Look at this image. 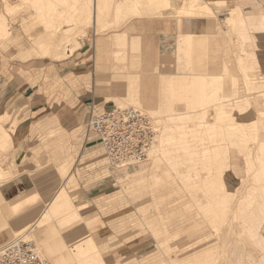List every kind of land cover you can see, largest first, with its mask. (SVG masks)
<instances>
[{"label": "bare ground", "instance_id": "obj_1", "mask_svg": "<svg viewBox=\"0 0 264 264\" xmlns=\"http://www.w3.org/2000/svg\"><path fill=\"white\" fill-rule=\"evenodd\" d=\"M28 1L34 6V8L39 13L40 19L50 22V24L52 23L51 22L52 20L53 23H55L52 24L54 26L56 25L55 28L58 27L59 29L60 28L64 29V33L62 34L63 36L65 35L67 37L64 36L65 37L64 38L58 32V34L61 35V37L63 38L62 39L60 37L62 41L60 42L55 41L54 44L51 45V55L58 58L64 55H69L72 52L74 53L73 50L76 49V46H74L73 43L78 44L77 42H75L77 40L75 36L76 34L75 29L76 26L81 22V19L86 17L87 24H89V26L93 24V26H95V29H97L100 26L102 27V24H100L99 22L103 18L102 15H104V13H108L110 15L112 13H115V19L106 23V25H108L109 23L114 24L116 22L121 23L119 22L121 20V18L119 17L121 16L123 10L122 11H118V10L120 7L121 8L124 7L125 1H127L128 4L131 5L132 13L137 12L138 7L140 6V5L138 6V2H136L135 0L134 2L133 0H28ZM139 1H143V0H139ZM177 5H178L177 0H154L150 3H146L145 6L151 12L157 11L159 9L160 11L163 12L161 8L165 9L167 7H171V9L174 10V8ZM143 7L141 8L143 9ZM254 7L255 4L246 7L245 10L247 11ZM6 8L8 14H5L4 16H0V22L4 24L2 28L0 27L1 29L4 30L3 32L0 29V38L8 35L11 30L8 17L9 14H11L14 11V8H11L9 5ZM106 8H109V10H107ZM147 12L148 11H146V13ZM165 12L166 11L164 10L163 13L167 14L168 11L166 13ZM235 12L236 14L234 16L223 18L222 23L227 24L232 22V25L234 26H238V25L240 26V24L242 26L245 23H247L251 27L258 25V29L253 32H248L247 30L245 31L242 30L240 32L241 28L240 29L238 28L239 31L236 32L238 50L233 49V44L230 40L231 38L229 39V37H225L226 39L224 38V40L221 39V37L220 38L214 37L212 39L211 44L213 48V56L211 61L214 60L215 61L214 65L219 66V62L216 61L219 59V57L222 54L224 73L222 75H214V76L211 75V78L209 79L192 78L193 84L191 85L193 89L190 93L187 92V90L181 93L182 97L180 101L182 102V105L179 108V109H189L190 111L177 113L175 112V110H177V106L175 105V107L171 106V109L169 111L161 112L164 114V120L166 121V124L163 127H159L157 126L156 121L154 120L158 135L157 138H155L154 141L155 143L153 142V144L149 148V156L150 158H153L152 164L150 166L151 170L153 171H156L157 165L161 163V162L160 163L157 162L159 156L163 157L164 162L168 163V165L170 166V168H168V172L169 169H171V167L176 168L175 170L178 169L177 172L180 173V175H178L180 176L179 179L182 178L183 180L182 184L184 183V185L186 186L184 187L187 190L188 196L193 197L191 203L194 204L193 205L191 203L189 204H191L192 207L197 208V209L193 208V210L194 209L199 210L198 212L201 214V216L203 215V217H206V219L209 220L208 222L211 227L209 228L213 232V235H219L221 229L226 224V222L230 221L228 220L231 218V217L229 218L230 214H233L232 221L233 219L234 221L235 220L239 221L240 219H242L244 222L248 223L246 224L247 234H245L247 235V237H245L247 238V241L243 239L245 242H242L243 244H240V249L238 248L240 251L238 250L235 251L236 250L235 248H234L235 250L232 252L229 249L225 250L224 248H226L227 246L224 247L222 246L223 244L217 246L219 245L218 243L214 245V248L213 247L208 249L203 248L199 250L196 254H192L191 256H189L187 259L177 260L173 258L161 262L162 264H225L227 261L226 258L228 256L226 255L227 251L229 253V256H231L230 253L234 255L233 252H235L236 253L235 258L239 256L238 254L240 252L241 255L242 253H246L248 264H264V13L260 15L249 14L248 17L245 18L243 15L239 14L238 5L235 7ZM168 14H172V13H168ZM184 14L180 13V15H184ZM212 14L215 16L216 12L212 11ZM192 15L194 14H190V16ZM66 23H72V24L67 25L69 26V28H66L65 25ZM47 24L49 25V23ZM261 36L262 38H260ZM126 39L127 38L125 36H121L120 44L122 43L123 45H126L127 44ZM197 39L202 40V44H200L202 45L201 48H205L206 43L205 41H203V37H201L200 39L199 37H196L194 35H186L182 37L183 45L179 48L180 49L179 51H183L184 54L183 58H185L186 61L188 62L186 68L188 69L193 68V70H197V71L206 70L207 67L209 66L208 63L206 62L208 61L206 60L207 56L205 57L206 52L204 53L198 67H196L197 69L193 65V60H194L193 54L195 53L194 44L196 45L201 43L200 41H196ZM148 44L149 45H146L147 46L146 53L150 56L151 50L156 51L155 48L156 44H153V42H150ZM44 49H46V47ZM234 54L235 56L238 55L240 58L239 67L237 66L236 61L235 60L233 61ZM121 56L123 55H116V58L118 57L120 58ZM123 59H125V56H123L120 60ZM150 60L153 61L154 59L150 58ZM146 61H147V57H146ZM174 78L173 79L167 78L168 81L166 82L167 86L171 88L170 91L171 95H173L174 92L176 91L175 90L176 80H174ZM143 81H144L143 84L141 85L139 84L140 85L139 86L138 79H129L128 95L129 98H132L136 100L138 103H140L143 109H141V107H136V106L133 107L141 109L144 113L148 115V113L145 110L150 105L151 106L153 105L152 107L159 109V106L157 105V103L159 102L158 95L164 83L163 81L160 80L159 77H155V76L146 78V83H145V79ZM224 90L226 94H222ZM185 99H189V100L187 101ZM175 102H176V98H175ZM222 102L223 104H221ZM191 104H193L192 107L190 106ZM129 106L132 105H124V106L120 105L118 107L126 108ZM191 109H200V111H191ZM208 109L209 110L211 109L216 113L214 120L211 122L205 120V118L208 115ZM252 111L256 112L255 117L252 116L253 114L251 115ZM196 117L202 120L199 121L200 124H195L192 126L185 124L186 121L194 120ZM187 127H191V129H187ZM10 137L12 136H10L9 132H7L5 128L3 129V126L2 127L0 126V140L7 142L9 139H12ZM192 137H198L200 139L198 140L201 141L202 143L201 144L202 147L200 146L199 148V146H195L194 143H196L197 139H195V142L192 143V141L194 140L191 139ZM206 139H209L210 142H212L210 146H206L208 144L203 146ZM209 140L206 141L209 142ZM67 163H69V161ZM200 163L202 164L201 165L202 167L200 171H198L197 168L198 166L200 167L199 165ZM185 166L186 168H188V170L184 171L183 169H181L180 171V168H183ZM61 168L60 170L62 171ZM146 170H147L146 167L145 168L141 167L137 169L135 172L129 173L130 175L133 176L127 177L122 182L121 184L122 187L128 188L131 187L132 185L142 182L141 178ZM66 171L68 170L66 169ZM63 172L64 171H62V173ZM165 174H163V177H165ZM64 176L65 175H63V177ZM59 177L60 176L57 174L51 175V191L48 192V194L45 196V198L47 199L52 197L51 203H49L51 206H48L49 208H47L48 214H51V216L45 214V216L43 215L44 217L41 219V221L39 220L40 222L37 223L39 231L40 232L43 231L44 233V234L41 233V236L48 235L46 239L48 244H50L49 248H51V251L48 250L49 255H51L52 259H54L57 262L56 264H114L109 262L111 260L110 255L103 253L101 251L100 243H99L100 234L92 233V230L89 227V222H88L90 219H86V220L83 219L80 212H78L79 210H77L78 208L72 209L73 208L72 197L69 194L64 193L63 188L58 192H56V190H52V188L56 189V186L54 184L57 183V181H60ZM168 177H170V174H168ZM159 178L157 177L156 178L157 180L154 178V180L157 181L155 182L157 185L152 187L153 195L156 196V198L158 197L164 203H168L170 201H173L174 199L176 200L177 197H180L181 194L180 190L172 187L169 188L167 185L160 187V185L158 184L160 182L159 180L161 179ZM2 179H4V175L0 171V180ZM166 183H168V181H165L164 184ZM245 184L248 186L247 191L246 190L244 191L243 189L244 193L245 192L246 193L245 195L243 193L244 196H242V198L238 202L236 200L237 207L236 210L235 211L233 210L234 212L232 213V208H233L232 202L235 198L238 199V195L240 194L238 193V188H240L239 186L244 187ZM195 187L199 189L198 190L199 192L201 191L204 192L203 195L206 196L205 202H203L204 201L203 195H202L203 197L201 198L199 197L200 194L198 196H196L197 194L196 195L194 194V191L197 192ZM53 191H55L56 194H54ZM70 207H72L71 208L72 211L69 214L66 213L67 214L66 216L62 215L63 218H59L60 219L59 224L62 226L63 225L68 226L71 222L75 223L73 226L68 228L65 235L63 234V236H61L59 235L60 233H56V231L53 229H51V234H50L51 236L49 235L50 233L48 232L49 230L47 231V233H45L46 232L45 227L46 226L48 227L47 224L50 223L51 221L50 219H53V217L55 216L57 217V215H59L63 211H66V209H69ZM36 210H38V212L40 211L39 208L34 209V211ZM186 210L184 209L183 211L182 209L181 211L185 213ZM195 213H196L195 216H198L197 211H194V214ZM25 214H27V212ZM18 219L24 221L27 220L28 217L27 216L23 217L21 215L18 217ZM207 220L204 221H206L207 223ZM200 221L202 220L200 219ZM25 223L26 222L17 226L15 231L20 232L21 230H24V228H26L27 226V224ZM162 224H165L164 221L162 222ZM242 225L244 224L242 223ZM226 227L227 225H225V229ZM41 228H45V230ZM203 228L204 227L200 225V227L195 229L199 230V232H203L204 231ZM223 229L222 231H226ZM245 231H246V227H245ZM227 232L228 230L226 231V233ZM242 232L244 233V231ZM34 235L35 234H33V238ZM198 235L200 236L201 234ZM245 235H240V236L243 237ZM22 238L25 239L24 236H22ZM60 238L62 240L61 242L59 241ZM158 238H160V236ZM158 238L157 240L160 241V239ZM235 238L236 237L234 235V241L236 240ZM240 238L239 240L241 241ZM38 239L41 240V237ZM237 240L235 243H237ZM163 242L166 243L164 240ZM183 242L184 241H179L177 244L173 246H170L171 244H167L171 247L170 249L169 247L167 249V245L164 243L158 242V244L155 243V245L156 247L158 246L161 249L164 244V246L166 245V248L163 249L165 252H167V250L168 251L170 250L168 253L170 252L176 253L177 252L176 249H178L183 244ZM220 242L222 243V241ZM229 242H230V238H229ZM233 242L231 241L232 245ZM136 244H141V243L139 242L134 243L133 246H136ZM36 245L38 247L37 250L41 253V255L47 258L44 252L42 251V249H40L39 245L37 243ZM234 247H236L235 244ZM218 248H223V249L219 250ZM231 250H233V248ZM128 251H130V247L128 249H123V252L126 254ZM233 257L231 258V260L233 259ZM235 258L234 260L236 261ZM243 259L242 261H245V258ZM236 262L240 263L241 260L238 261L237 258ZM230 264H234V263L230 262Z\"/></svg>", "mask_w": 264, "mask_h": 264}, {"label": "rangeland", "instance_id": "obj_2", "mask_svg": "<svg viewBox=\"0 0 264 264\" xmlns=\"http://www.w3.org/2000/svg\"><path fill=\"white\" fill-rule=\"evenodd\" d=\"M6 1H8V0H6ZM12 1L18 3L21 0H12ZM135 1L138 2V6L140 5L139 6L140 8L138 7V11L135 13H132V11H131L132 7H131V5L128 4L127 1H125L123 8H121V7L119 8L118 11L123 10L121 16L119 17V18H121V20L119 21L121 23L116 22L114 24L109 23L108 25H106V23L115 19V13H112L111 15L108 13H104V15H102L103 18L99 22L100 24H102V27L100 26L101 28L99 27L95 31L93 24H91L90 26H89V24H87L86 17L81 19V22L76 26V29H75V31H76L75 36L77 39L75 42H77L78 44H76V43H73V44L77 48L80 46V43H81L80 50L77 53L78 57L80 55L85 54L86 53L85 51H88V53H87V58H86V55L84 58L83 57L80 59L78 58V62H76L77 65H75L72 62L67 63V64H72V65H70L68 68H66V70L75 71V72L70 73L71 74L70 76H72L73 79L75 78L74 75L79 74L81 72H85V70H86L89 72L88 78H86L85 76H80V77H76V78H81L84 82H86L88 80L89 87L93 86V83H94V85L95 84L98 85L99 80L97 79L98 73L95 69V61H96L95 54L99 50V49H97L98 43L100 42L99 39L104 40V43H101L102 50L105 52L106 51L109 52L112 49V44L110 43V38L112 37V35H114V32H116L118 30H122V31L126 30V31L132 32V33H144V35H145V37H144L145 47H147L146 45H149L148 44L149 43L148 38H151L153 36L154 39L153 40L151 39V42H153V44H154V40L155 41L157 40L159 47H160V44H161V47L163 45L164 46L166 45L165 48L162 50L163 51L162 54L165 55L163 57L167 58V59H165V61L168 63L167 64L168 67L165 69V72H167L169 75V74L178 73L179 71H181V70H178L176 68V63H175V47H176L175 34L180 32V30L178 29L177 20L175 18H172L174 20V22H173L174 24H173V27L171 26L169 29H167V26H163V28H159L158 32H162L161 33L162 35H158L159 36L158 37L155 34L150 32L151 29L149 28V23L147 22V21H149V19L146 21L145 18H132L135 16H139L140 12H142L141 14H143L146 10L148 12H150V10L145 9L144 7H145L146 3H150L154 0H143V1L135 0ZM182 1L183 0H178L177 3L179 4ZM205 1L207 4H204L203 10H201V11H203L202 14H204V15L208 14L209 16H212L213 15L212 11H214V12H215V10L217 11L218 7H221V6L226 7V5H224V4L219 5V6H215L213 0H205ZM238 1H239L238 12L240 15H243L245 18H247L249 14L260 15V14L264 13V0H238ZM23 2L27 3L29 1L23 0ZM133 2H134V0H133ZM185 2H186V5H188V6H197V5L199 7L202 6V5H199V0H185ZM235 4H236V0H235ZM254 4H255L254 8H251L247 11L245 10L246 7L254 5ZM143 5H144V7H143ZM10 7L14 8V10L16 9V6H14V7L10 6ZM141 7H143V9ZM169 8H171V7H169ZM106 9L109 10V8H106ZM208 10H210L211 12ZM32 13H33V11H30V12L24 14V16L25 17L28 16L27 18H29ZM132 14H133V16H132ZM225 14H226L225 12H222V15H225ZM232 14H236V12H232ZM1 16H4V15H1ZM130 16H131V18H130ZM169 17L170 16H168V18ZM51 22L53 23L52 20H51ZM52 23H51V29L53 30V32H55V30H56V33L57 32L64 33L63 28H60V29L58 27L55 28L56 25L55 26L53 25L55 23H53V24ZM71 24L72 23H66L65 25L67 26V25H71ZM0 25H1L0 27L2 28L4 24H2L0 22ZM221 25L223 28L222 33L228 35V37L231 38V42L233 44L234 50H236V49L238 50L236 31H239L240 28H241L240 32L242 30L243 31L247 30L248 32H253V31H256L258 29V25L251 27L247 23H245L242 26H241V24H240V26L239 25L234 26V25H232V22L227 23V24L222 23ZM15 26H16L15 24H12L13 32H15ZM43 28H44L43 25H39L37 27V30H35V29L33 30V34L41 32ZM67 28H69V26H67ZM19 29H22L21 33L23 32L24 47L30 49V47H32V40L29 38V35H27L24 32L21 24H19ZM1 31L4 32L3 29H1ZM181 31L187 32L189 30L183 29ZM206 31H208V30H206ZM105 33H107V34L103 35ZM167 34L170 35L169 38H164V39L160 38L161 36L167 35ZM65 37H67V36H65ZM115 38H116L118 45H121V46H124L125 48H127L126 45H123L122 43L120 44L118 42V40H119L118 34ZM260 38H262V36ZM145 39H147V40L145 41ZM161 39L163 41H161ZM3 41L8 42V40L7 39L5 40V38H3ZM11 42H14V40L10 38L9 44ZM12 44H14V43H12ZM121 46H119L121 53H115V56L116 55L126 56V50L127 49L124 50V48ZM197 48H198V44H196V45L194 44L195 53L193 54V58H195V56L197 54L196 53ZM25 51H24V53H25ZM0 54H4L2 47L0 48ZM183 55H184L183 51H180L179 56H178V60L180 63H181V61L184 62L185 68H186L188 65V62L186 61L185 58H183ZM31 57L32 58H39V60H40L39 63L28 64V65L32 66V65L36 64L38 66L36 69H34L35 71H39V75L37 74L39 77V80L36 79L35 80L36 83L40 82L41 87H45V88L51 87V105L52 106L56 105V104L65 105V104L69 103L71 106H73L74 102H69V98H68L69 97V91H67V87H66V84L64 82L65 78H63L64 76H60L59 68L55 67L54 63L52 62L55 59L49 55H40V56H31ZM80 60L83 63L82 65L80 64V62H81ZM186 69H188V68H186ZM190 69H192V68H189L188 70H190ZM112 71L113 70H107L106 76H110V78H111ZM193 72L207 73V72H203V71L199 72L197 70H194ZM218 72H220V71L217 70L216 73H218ZM110 78H108L107 81H109ZM192 78L194 79V76L186 75V74H184L182 77L174 78V80H176L175 81L176 82L175 83V88H176L175 90L176 91L174 92L173 95H171V93H170L171 88L169 86H167V84H166L167 81H163L164 84L162 85V87L160 89V93L158 95L159 102L157 103V105L159 106V109L152 107L153 105L152 106L150 105L149 107H147L148 109L145 107L146 110L144 109L148 113V115L152 118V120L156 121L157 126L163 127L166 124V121L164 120V114L161 112L169 111L171 109V106L175 107V105H176L178 107L177 110H175V112H177V113H183V112L190 111L189 109H179V108L182 105V102L180 101L181 97H182L181 93H183V91H186V90H187V92L190 93L193 89V87L191 85V84H193ZM102 81H104V84H105L106 80L104 79ZM107 81H106V84H107ZM185 86H187V87H185ZM107 94H108V92H105V91L100 93V91L97 89V86L94 89V93H92V95L95 97V100L97 103L101 102V101L106 102V100H107L106 95ZM175 98H176L178 104H176ZM185 100L188 101L189 99H185ZM117 104H119V105H115L113 102H107V108L106 109L104 107L103 108L102 107L97 108L96 106H94V108L91 109L90 112L87 110V116L84 118L83 121L79 120L77 123H75L73 125H67L62 119V117H64L67 114L66 113L67 110H66L63 112L64 114L60 118L61 121H59L58 117H55L54 119L56 120V122L51 125V128L54 127V129H55V134L51 135V143L53 141H55V139L58 138V136L61 132H66V133L70 134V136H71L70 145L72 147L70 152H71V155H72L73 161H74L70 172H73V174H75L77 176V181H75V178L72 177L70 179L68 185L65 184L67 177L61 178L60 181H58L57 183L54 184L56 186V189L52 188V190H56V192H58L63 188L64 193H67L72 197V203L75 202L76 204L79 205V204L84 203V202H89L90 204H92L93 208H91V210L94 209L93 214H88L87 216H83V214L86 212V210H85V211L81 212V215H82V218L85 220L90 219V217L91 218L94 217L92 215H96V217L98 219V221L96 220L97 221L96 224L95 223H92L93 225L89 224V227L92 229V233H94L93 228L96 229V228L100 227L99 223L101 224V226H103V232L104 233H101V235H99V243H100L101 251L103 253L110 255L111 260L109 262L114 263V264H162L161 262H164L165 260H170L173 258L177 259V260L178 259L179 260L187 259L189 256H191L192 254H196L199 250H201L203 248L204 249H208V248H212V247L214 248V245H216L218 243H219V245H217V246H220L221 244H223L222 246H224V247L227 246L226 248H224L225 250L229 249L232 252L236 249L235 251H237V250L240 251L239 250L240 244H243L242 242L247 241V238H245V237H247V235H245V234H247L246 233L247 232L246 224H248V223L244 222L242 219H240L239 221L238 220L234 221V219H233V221H232L233 214H230L229 218L230 217L231 218L228 219L230 221H227L225 224V225H227L226 229H225V225L223 226L224 229L222 228L223 230H226V231L228 230V232L226 233V231H222V229H221L219 235H213V232L211 231V229H210L211 227H210L209 222H208L209 220H207L206 217H203V215L201 216V214L198 212L199 210H196L197 209L196 207L191 206V204L192 205L194 204V203H191V201L193 200L192 199L193 197L188 196L187 190L185 188L186 186L184 185V183L182 184V181H183L182 178L179 179L180 176H178V175H180V173L177 172L178 169L175 170L176 168L171 167V169H169V172H170L169 173L168 168H170V166L168 165V163L164 162L163 157L159 156V158L157 159V162H159V163L161 162V163L159 165H157L156 171H153V170H151V167H150L152 164L153 158H150L149 151H148V158L141 163L131 165V166H128V165L116 166L115 164H113L110 161L106 152L102 148V144L99 140L98 135H97V138H95L96 140H94V139L92 140L93 142H96L95 143L96 147H93L90 149H88L86 147L87 139L91 140L93 138V137L90 138V136H92V133H94V132L91 131L89 128V120H90V116L93 112H102L105 110H110V109L116 108L120 105H123V106L124 105H132V106H136V107H141V109H143L142 105L140 103H138L136 100L129 98V95H128L127 99H124V101H121ZM221 104H223V102ZM192 105L193 104H191L190 106L192 107ZM191 111H200V109H191ZM69 113H73V111L69 112ZM215 114H216L215 111L208 109V115L205 118V120L210 121V122L213 121L215 118ZM251 115L253 117H255L256 112L252 111ZM199 121H202V120H200L198 117H196L194 120L186 121L185 124L192 126L195 124H200ZM8 122H9V119L6 121V123H8ZM187 129H191V127H187ZM158 133H159V131H158ZM157 135H156V138H157ZM191 139H194L192 141V143L195 142V139H197L196 143H194L195 146H199V148H200V146L202 147V145H201L202 143H201V141H199L200 139L198 137H192ZM206 140L208 141L209 139H206ZM206 140H205V143L203 144V146H205L206 144H208L206 146H210V144L212 142H210V140H209V142H207ZM198 142H200V143H198ZM15 146H16V143L14 140L11 147H9L8 149H5L3 151L4 152H8L11 150L13 151ZM50 148H51V144H46L47 151ZM52 155H53V151H51V157H52ZM54 165H55V160L53 158H51V168H53ZM199 165H200V167L197 165L198 171H200V169L202 167L201 163ZM141 167H144V168L146 167V169H147L141 178L142 182L137 183L135 185H132L131 187H128V188L122 187V185H121L122 182L127 177L133 176V175H130L129 173L135 172L137 169H139ZM181 169H183L184 171L188 170V168H186V166L183 168H180V171H181ZM106 170H109L110 172L112 171L113 176L109 175L104 179L106 184H105V188H104L105 192H104L103 197L97 198L95 200H90L89 198L86 197L85 193L83 194V192L86 189L90 188V186H91L90 182L92 180H94L95 176H98L97 175L98 171H101V173H103ZM159 174L162 177H163V174H165V177H163V179H162V177H160ZM168 174H170V177H168ZM128 175H130V176H128ZM157 177L158 178L160 177L159 179L163 180V181L159 180L160 182L158 185H160V187L167 185L169 188L172 187V188L178 189V190H180V193H181L180 197H177L176 200L174 199L173 201H170L168 203H164L158 197L156 198V196L153 195V188L152 187L157 185L155 183V182H157L156 181ZM154 178L156 180H154ZM5 180H7V179H5ZM5 180L0 181V184L3 183ZM165 181H168V183L164 184ZM179 181H180V183H179ZM61 182H62V184H61ZM154 183H155V185H154ZM138 184H140V185H138ZM75 185H76V187H78V185L80 187H78L75 191H72V190H74ZM245 186H244L245 188L243 186H239L240 188H238V193H240L239 194L240 196L238 195V199L235 198L232 202V206H233L232 213L236 210V207H237L236 200L238 202L242 198V196L245 195L246 192L244 193V191L245 190L247 191L248 186L246 184H245ZM195 189L197 190V192L194 191V194L195 195L197 194L196 196H198L200 194L199 197H201V198L204 196L203 197L204 201H203V199H202V201L205 202L206 196L203 195L204 192H202V191L199 192L198 191L199 189L196 187H195ZM240 189H242V190H240ZM243 189H244V191H243ZM56 192L53 191L54 194H56ZM241 192H242V194H241ZM243 193H244V195H243ZM150 194H152V195H150ZM48 201H50V200L47 198H44V202H48ZM189 203H191V204H189ZM75 205L74 204L72 205L73 208L72 207H70L69 209L65 208L66 211L61 212L59 215H57V217L55 216V217H53V219H51V220H54V223H52L51 226L53 224L57 225V228H59V233L61 236H63V234L65 235L68 228L73 226L75 223L71 222L68 226L67 225L62 226L59 224L60 219H58V218L66 216L67 214H69L72 211L71 208L77 209V207ZM188 207L189 208L191 207L190 210ZM234 207H235V209H234ZM38 208L40 209L39 213L42 211V209H44L43 206L38 207ZM193 208H196V209L193 210ZM182 209H183V211H184V209L185 210L187 209L189 211L186 210V212L183 213V211H181ZM194 211H197L198 216H195L196 213L194 214ZM37 213H38V210L34 211L33 213L31 212L32 216L30 218L34 219L36 217V215H38ZM1 217H2V214H0V218ZM200 219L202 221H200ZM162 220L164 221L165 224H162V222H163ZM204 220H207V223ZM150 221H152V222H150ZM242 223L244 225H242ZM200 225H202L204 227L203 232H199V230H196L198 227H200ZM170 226H171V229H170ZM172 226H173V228H172ZM193 226H194V229H193ZM240 226H242V227H240ZM244 226L246 227V231H245ZM174 227H176V228H174ZM235 227H236V229H235ZM227 228H229V229H227ZM241 228H242V230H241ZM31 230H32L31 226L27 225L26 228H24V230H21L20 232L14 233V231L11 227V234H10L11 237L7 238V240L5 239V241L0 243V247H2L3 245L10 242L11 240H13L16 237L24 236L26 240H29V241L31 240L35 245L37 243L39 245L40 249H42V251L46 255V257L51 261V263L56 264L57 262L54 259H52L51 255H49V252H48L47 248L44 246V243H42L35 235L33 238V234H35V233L33 232V230L32 231ZM237 230L238 231L240 230V231L238 232ZM236 231H237V233H236ZM242 231H244V233ZM198 234H201V235L199 236ZM226 234H227V236H226ZM238 234L245 235V236L242 237ZM175 235H178V236L180 235V236L178 237ZM231 235H232V238H231ZM234 235L236 237L235 238L236 240H237V238L239 240V238L242 237V238H240L241 241L237 240V243L238 242H240V243H238V244L235 243L236 240L234 241ZM159 236H160V238H158ZM183 236H185V237H183ZM221 236H222V238H221ZM157 238L160 239V241L157 240ZM229 238H230V242H229ZM97 239H98V236H97ZM163 240L166 243H164ZM186 240H188V241H186ZM144 241H145V243H144ZM157 241L159 243H164L166 245L171 244L170 246L177 244L179 241H184L183 242L184 245L182 244L178 249H176V251H177L176 252L177 255H176L175 252L168 253L170 251V250L169 251L167 250L168 247H169V249L171 248L169 245H167V249H166L167 252H165L163 250L166 248V245L164 246V244H163L161 249L158 246L156 247L155 243L158 244ZM189 241H190V243H189ZM220 241H222V243ZM231 241L232 242L234 241L233 245L231 244ZM138 242L141 244H136V246H133L134 243H138ZM234 244L237 248L234 247ZM236 244L239 246H237ZM129 247H130V251H128L127 254L124 253L123 249H128ZM36 248H38L37 245H36ZM230 248L231 249L233 248V250H231ZM218 249L220 250L223 248H218ZM149 251H151V252H149ZM233 253H234V255L232 253H230L231 256H229V253L227 251L226 255H228V256L226 258L227 261L225 264H230V262L234 263V264H241V263L242 264H248V261L246 258V253H242V255H241V252L240 253L237 252V253H239L238 254L239 256L238 257L236 256V257L238 258V261L241 260L240 263L236 262L237 261V258H235L236 253L235 252H233ZM232 257H233V259L231 260ZM241 257L245 258L246 262L242 261L243 258H241ZM234 258L236 259V261L234 260Z\"/></svg>", "mask_w": 264, "mask_h": 264}, {"label": "crops", "instance_id": "obj_3", "mask_svg": "<svg viewBox=\"0 0 264 264\" xmlns=\"http://www.w3.org/2000/svg\"><path fill=\"white\" fill-rule=\"evenodd\" d=\"M21 1L17 3L13 2L12 0H0V16L7 14L6 7H8V5L12 7L16 6V9L11 14H9L8 17L11 29L10 33L6 35V37L4 36L0 38V48L2 47L4 52V54H0V126H3V129L5 128V130L9 132L10 136H12L10 137L12 139H9L7 142L0 140V171L4 175V179L2 180L7 179L0 184V214H2V217L0 218V243L5 241V239L7 240V238L11 237V227L15 233L16 227L26 222L25 224L31 226V228L34 230L35 236L37 238L41 237V240H39L41 242H44V246L47 248V250L51 251V248H49L50 244H48L46 239L48 235L41 236V233H44L43 231L40 232L37 226V223L41 221L45 214H48V206H51L49 204L51 203V197L49 198L50 201L44 202L45 196L48 194V192L51 191V175H59V180H61L63 175H65L64 177H67L65 181L66 185L69 184V181L72 177H74L75 181H77V176L73 174V172H70L71 167L74 163L73 157L70 152L72 148L70 145V134L61 132L58 138L51 143V135L55 134L54 127L51 128V125L56 122L54 118L58 117L59 121H61L60 118L63 116V112L67 110V114L62 117V119L67 125H73L79 120L83 121L87 116V110L90 112L91 109L94 108V106H96L97 108L104 107L106 109L107 102H113L115 105H119L117 103L128 98L129 79H138V85H141L143 84L144 79L146 83V78L154 76L159 77L161 81H168V79H173V77H182L184 74L194 76V79H209L211 78V75H222L224 73L222 54L216 61L219 62V66H215V61H211L213 56V48L211 43L214 37H221V39L223 40L225 37H228V35L222 33V19L235 15L232 14V12H235V7L239 5V1L236 0L235 4V0H213L215 6L223 4L226 5V7H218L217 11L215 10V16L202 14L203 11L201 10H203V5L207 4L205 0H199V5H202L200 7L198 5L188 6L186 5L185 0H183L174 8V10L170 8L173 11L168 9L169 7L165 9L161 8L163 12L164 10L166 12L168 11L167 14H164L162 11H160V9L154 11L155 13L153 11H150L151 14L150 12L146 13L147 10L143 14H141L142 12H140L139 16H135L132 18H145L146 21L149 19V21L147 22L149 23V28L151 29L150 32L155 34L156 36L162 35V32H158L159 28H163V26H167V29H169L171 26L173 27L174 20L172 18H175L177 20L178 29L180 30V32L175 34V63L176 68L181 71L169 75L167 72H165V69L168 67V63L165 61V59L167 58L163 57L165 55L162 54V50L166 45H163L161 47L160 44L159 47L156 42L157 40H154V44H156V51L151 50L149 56L146 53L147 47H145L144 44V33H132L126 30H118L114 32V35H112V37L110 38L112 49L109 52H105L102 50L101 43H104V40L99 39L100 42L98 41L99 43L97 49L99 50L95 54V69L98 73L97 79L99 80V83L98 85H94L93 83V86L91 87H89L88 80L84 82L81 78H76L80 76H85L86 78H88V71L85 70V72L74 75L75 78L73 79L72 76H70V73L75 71L66 70V68L72 65L67 63L72 62L77 65L76 62H78V58H84L85 55L87 58L88 51H85V54L78 57L77 53L81 47V43L79 42L80 46L73 50L74 53L72 52L69 55H64L59 58L51 55V45H53L55 41H62L60 37L63 34L59 33L61 34L59 35L58 32L56 33V30L55 32H53L50 22L40 19L39 13L30 2L24 3L23 0ZM145 9H147L146 6ZM30 11H33L30 17H25L24 14ZM222 12H225L226 14L222 15ZM180 13L185 14L180 15ZM190 14L194 15L190 16ZM168 16H170V19L168 18ZM47 23H49V25ZM12 24L16 25L15 32H13ZM19 24L22 25L24 32L29 35V38L32 40V47H30V49L24 47V36L23 32L21 33L22 29H19ZM39 25H43L44 28L41 32L33 34V30H37V27ZM183 29H188L189 31L183 32L181 31ZM106 34L107 33L103 35ZM117 34L119 36V43L121 41V36H125L127 38V48L118 45L115 38ZM186 35H194L196 37H199L200 39L201 37H203V41H205L206 47L201 48L202 45L200 44H202V40H196L200 41L201 43L198 44L196 52L197 54L193 60V65L195 68L198 67L204 53L206 52L205 57L207 56V59H205L208 60L206 62L209 66L206 70L200 71L207 73L193 72V68L188 70L185 68L184 62H179V48L183 45L182 37ZM169 37L170 35L167 34L161 36L160 38L164 39ZM3 38H5V40L7 39L8 42H4ZM10 38L13 39L14 42H11L9 44ZM148 39L150 40H148V42L150 43L151 39L153 40L154 37L152 36ZM146 40L147 39H145V41ZM161 41L163 40L161 39ZM119 46L123 47L124 50L127 49L125 59L123 60H120L123 56H121L120 58H116L115 56V53H121ZM45 47L48 52L46 49H44ZM41 53L53 56V58L55 59L52 62L54 63L55 67L59 68L60 76H64L63 78H65L64 82L66 84L67 91H69V102H74L75 105L73 104V106H71L68 103L65 105L56 104L52 106L51 87H41L40 82L36 83L35 80H39V71H35L34 69H36L38 66L36 64V66H29L28 64L39 63V58H32L31 56H40L42 55ZM237 56L238 55L235 56L234 54L233 61L235 60L237 66L239 67L240 58L239 56ZM146 57L148 64L146 61ZM150 58H153L154 60L151 61ZM80 64H83L82 61L80 62ZM107 70H113L111 78L110 76H106ZM217 70L220 72L216 73ZM108 78H110L109 81H107ZM104 79L107 81V84L106 81L105 84L104 81H102ZM96 86L100 93L104 91L108 92V94L106 95V102H96L95 97L92 95ZM222 94H226L225 90L222 92ZM176 104H178L177 100ZM72 111L73 113H69ZM8 119L9 122L6 123ZM90 138L92 139H87L86 141V147L88 149L96 147V142L92 141L93 139L96 140V134L92 133V136H90ZM14 140L16 143L14 150L4 152L3 150L11 147ZM46 144H51V148L48 151L46 149ZM51 151H53L52 157ZM51 158L55 160V165L53 168H51ZM67 160L69 161V163H67ZM58 167H60L64 172L62 173V171ZM66 169L68 171H66ZM97 175L98 176H95L94 180L90 182V188L86 189L83 192V194L85 193L86 197L90 200H95L97 198L103 197L106 184L104 179L109 175L113 176V173L112 171L110 172L109 170H106L103 173H101V171H98ZM78 187L80 186L78 185ZM78 187H76L75 185L74 190L72 191H75ZM73 204L75 205L76 203L73 202ZM41 206H43L44 209H42L40 213L38 212V215H36L34 219L30 218L32 216L31 212L33 213L36 207L38 208ZM75 206L78 208L77 210H79L78 212H80V214L81 212L86 210L83 216L93 214L94 209L91 210L93 206L89 202H84L79 205L76 204ZM2 207L5 209H3ZM26 212L27 214H25ZM21 215L23 217L27 216L28 219L24 221L19 220L18 217ZM48 215L51 216V214ZM92 216H94L95 218L90 217L91 222L90 220L88 221L90 225H93L92 223L96 224V222L98 221L96 215ZM50 223H54V220H51ZM50 223L47 224L48 227H45L46 230L45 228L41 229L45 230V233H47V231L49 230V235L51 234V229L55 230L56 233H59V228H57V225L53 224L51 227ZM99 225V228H93L94 234L101 235V233H104L103 226H101L100 223ZM59 241H62L61 238Z\"/></svg>", "mask_w": 264, "mask_h": 264}, {"label": "built area", "instance_id": "obj_4", "mask_svg": "<svg viewBox=\"0 0 264 264\" xmlns=\"http://www.w3.org/2000/svg\"><path fill=\"white\" fill-rule=\"evenodd\" d=\"M89 128L116 166L135 165L148 158V151L157 135L152 118L141 109L129 106L93 112ZM0 264H52L36 245L22 236L0 247Z\"/></svg>", "mask_w": 264, "mask_h": 264}]
</instances>
